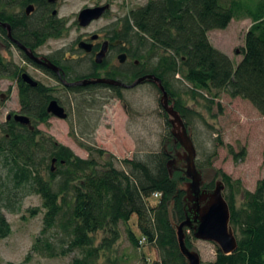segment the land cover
I'll return each instance as SVG.
<instances>
[{"label":"trees","instance_id":"16d2710c","mask_svg":"<svg viewBox=\"0 0 264 264\" xmlns=\"http://www.w3.org/2000/svg\"><path fill=\"white\" fill-rule=\"evenodd\" d=\"M31 2L36 0H0V11L3 8L8 16L11 8ZM237 18L250 19L251 25L245 34L241 59L234 67L230 57L211 44L209 33L225 29ZM116 29H121L119 36L138 50L143 61L130 78H111L129 84L147 75L160 79L187 129L191 118L199 115L186 106L173 85L177 76L190 86L185 94L193 100L206 101L208 110L218 105L215 101L219 92H225L231 98L248 101L264 118V0H148L131 9ZM50 32L51 28L33 19L19 35L24 40L45 41L52 36ZM17 73L13 64L0 55V78L15 80ZM145 83L159 92L149 79L137 86ZM107 88L115 92L121 89ZM18 91L19 114L27 116L30 123L15 121V114L10 115V121L0 123V240L11 233L2 209L14 212L16 203L34 194L40 197L44 210L40 234L54 230L63 233L68 238V249L60 254L75 249L82 254L73 264H99V251L111 249L119 237L118 224H127L133 215L144 240L153 243L159 252V261L153 264H187L172 224V218L178 222L184 219L185 191L179 182L187 180L181 172L177 178L170 176V156L162 151L150 154L145 161L122 159L123 169L110 161L99 168L93 154L100 157L107 151L84 146L88 153L84 159L37 129V124L51 116L46 110L50 101H60L54 97L53 89L19 79ZM166 123L170 126L168 120ZM234 156L243 157L244 152ZM221 177L228 189L224 198L230 209V225L239 236L236 251L230 255L218 251L216 264H264V179L251 192L240 189V181L232 182L225 174ZM205 188L213 189V182ZM155 194L159 197L152 205ZM237 194L242 196L239 208L235 205ZM36 212L37 209L29 211L30 215ZM99 231L109 237H104L102 247H94L92 235ZM127 236L137 247L136 235L128 229ZM186 245L191 248L188 238ZM32 249L48 257L59 254L48 238H37ZM105 264L117 263L106 257Z\"/></svg>","mask_w":264,"mask_h":264},{"label":"rangeland","instance_id":"374dc122","mask_svg":"<svg viewBox=\"0 0 264 264\" xmlns=\"http://www.w3.org/2000/svg\"><path fill=\"white\" fill-rule=\"evenodd\" d=\"M60 1L62 7L59 14L70 23H73L83 7L97 2L110 3V12L97 25L100 27L114 23L119 28L122 19L131 9L145 4L148 0ZM250 25V19L237 18L232 19L225 29L209 33L211 44L227 54L234 67L241 59L240 51L244 47L245 34ZM77 34L78 30L72 29L66 35V41ZM140 60L143 61V57ZM35 76L44 80L47 85H54L40 74ZM173 85L180 91L179 95L186 106L199 115L191 118L188 132L196 149V164L204 186L211 182L215 185L217 181H222L221 174H225L232 182L240 181V189L255 191L258 181L264 179V118L248 101L239 97L231 98L225 92H219L215 101L218 105L215 104L208 110L206 101L201 98L193 100L185 94L190 86L180 80L179 76L174 79ZM53 94L63 104L68 116L62 120L51 115L45 123L37 124V129L84 159L88 158L85 147L107 151V155L100 157L93 154L98 160L99 168L110 161L118 169H123L124 166L120 163L122 159L145 161L150 154H159L162 151L173 157H176V153L183 152L180 145L169 136L171 125H167L168 116L159 104L160 92L152 84L145 83L116 92L105 87L91 88L81 91L80 94L69 95L58 89ZM18 112L20 107L16 82L0 79V123L5 121L9 113L19 114ZM242 152L243 157L234 156ZM175 159L177 162L170 169L173 177L177 178L180 172L177 169L185 165L186 160L182 156ZM1 173L3 172L0 169ZM185 182H179V187L183 188ZM227 192L226 188L224 193ZM158 197H152V205L156 204ZM235 205L237 208L241 207V194L236 195ZM14 209V212L2 209L11 226V233L0 240V264H19L24 261L26 264H73L75 259L82 257L78 249L60 254L62 250L68 249V238L59 230L40 234L44 210L41 208L39 196L31 194L23 197ZM32 209H37L35 215H30L29 211ZM172 222L174 225L180 223L175 218H172ZM128 229L138 238L137 247L130 243ZM117 232L119 237L111 249L99 251L97 263L105 264L106 257L116 260L117 264H153L159 261L158 250L153 243L144 240L135 215L127 224L119 223ZM184 232L190 249L199 254L201 264H216L218 246L195 239L187 228ZM234 233L236 237L239 236L236 231ZM104 237H109V234L104 231L93 234L94 247H100ZM37 238H48L59 254L48 257L33 251L32 247Z\"/></svg>","mask_w":264,"mask_h":264},{"label":"flooded vegetation","instance_id":"af4514ba","mask_svg":"<svg viewBox=\"0 0 264 264\" xmlns=\"http://www.w3.org/2000/svg\"><path fill=\"white\" fill-rule=\"evenodd\" d=\"M99 6L108 7L98 19L92 20L85 27H81L77 21L79 12L86 8ZM60 7H62L60 0H36V2L27 3L23 7L11 8L8 16L4 14L3 8L0 11V55L3 60L11 62L18 72L17 78L14 80L17 94L19 92L18 80L21 79L25 82L22 77L23 74H27L37 85L50 87L54 91L64 90L68 95L73 94L71 92L73 90H78L80 94L85 88H107L108 86L107 84L83 85L81 81L85 79H112L111 76L116 75L119 76L118 78H130L132 71L141 65L138 50L119 36L121 29H116L114 23L100 27L97 25L110 12V3L97 2L91 6L83 7L77 13L73 23L60 16ZM33 19H36L44 27L51 28L50 34L53 33L52 36H49L45 41L34 38H32L33 40H24L19 35V31ZM72 29H77L78 34L66 41V35ZM29 54L37 58V61L31 58ZM43 63H51L56 69L47 68ZM37 74L52 81L54 85L45 84L44 80L42 81L35 76ZM0 79L2 81L9 80L7 77ZM124 84L130 85L129 83ZM58 104L64 108L60 101ZM64 110L66 112L65 108ZM10 115L13 113L6 116V121L11 120L10 117L8 118ZM177 155L182 156L184 160L183 152L181 154L176 153L175 156L177 157ZM172 157L170 156L171 159ZM203 188L207 189L205 186ZM190 216L194 218L195 212H190ZM189 231L193 233L192 230Z\"/></svg>","mask_w":264,"mask_h":264},{"label":"water","instance_id":"95a60500","mask_svg":"<svg viewBox=\"0 0 264 264\" xmlns=\"http://www.w3.org/2000/svg\"><path fill=\"white\" fill-rule=\"evenodd\" d=\"M107 7L108 6H99L97 8L83 9L79 12L77 17L79 25L85 27L92 20L98 19L105 12ZM29 56L37 61V58H34L32 54H29ZM43 65L47 68L56 69L51 63H43ZM22 77L29 85L37 84L27 74H23ZM147 79L153 81L160 92L159 104L168 116V122L171 125L172 139L176 144L180 145L183 150L184 160H186V164L177 169V171H180L187 180L182 188L185 191V196L183 198L184 219L177 225H174L172 222L176 230L180 253L187 261V264H201L199 254L186 245L184 231L187 228L188 230L193 231L192 235L195 239L215 243L223 255H230L237 249V238L230 225V209L224 198L225 185L223 181H217L213 189L207 190L203 188L204 183L201 172L195 164V146L183 119L174 109L173 102H171V98L164 89L161 80L153 75H147L137 79L130 85L124 84L115 79L103 78L96 80L85 79L82 80L81 83L83 85L102 83L115 87L133 88ZM46 110L47 113L59 119L64 120L67 118V113L64 108L60 106L56 100L50 101ZM9 117L10 116H8V118ZM13 118L15 121L23 125L30 123L29 118L22 114H15ZM167 154L172 156L169 153ZM179 157L181 158L179 155L174 158L172 157L168 162L170 176H172L170 167L177 162L175 158ZM192 211L195 212L194 218L190 216V212Z\"/></svg>","mask_w":264,"mask_h":264},{"label":"built area","instance_id":"2783aa9c","mask_svg":"<svg viewBox=\"0 0 264 264\" xmlns=\"http://www.w3.org/2000/svg\"><path fill=\"white\" fill-rule=\"evenodd\" d=\"M158 195V194H155V196Z\"/></svg>","mask_w":264,"mask_h":264}]
</instances>
